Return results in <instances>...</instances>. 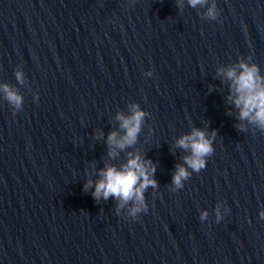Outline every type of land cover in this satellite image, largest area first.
<instances>
[{
  "label": "clouds",
  "instance_id": "9594fccd",
  "mask_svg": "<svg viewBox=\"0 0 264 264\" xmlns=\"http://www.w3.org/2000/svg\"><path fill=\"white\" fill-rule=\"evenodd\" d=\"M192 6L203 3L204 0H189ZM209 16L214 15L212 8L208 11ZM236 67L228 68L225 75L231 81V94L228 99L239 108V118L255 121L264 127V77L260 76L259 69L256 65H248L241 62ZM223 71V70H221ZM19 73L17 74L19 78ZM7 98L19 105L21 97L11 91L6 85L3 86ZM145 113L138 106L131 107V115H118L121 121L120 127L125 130L122 136H118L116 132H110L107 137V143L116 148L123 149L135 142L137 134L140 130L141 121ZM177 145L183 148H190L191 155L184 158L185 163L193 170H199L205 166V157L213 151L211 138L206 136L201 129L193 128L190 134L180 137L176 141ZM113 151H109V155H113ZM155 166L150 161L142 159L139 154H129L127 162L120 168L115 166H107L100 170V178L96 181L92 195L96 199H107L109 196L118 198L120 201L127 202L135 200L143 203V191L148 187L156 186L154 179ZM188 171L182 165H178L172 176V183L177 187L181 185L184 178L188 176ZM91 184V181L88 182ZM138 209H133L137 211ZM207 213H202L204 218ZM264 216V211L260 213Z\"/></svg>",
  "mask_w": 264,
  "mask_h": 264
}]
</instances>
